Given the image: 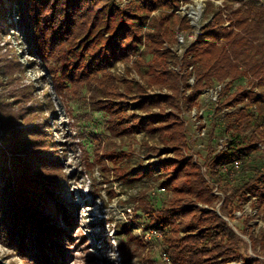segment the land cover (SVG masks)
Masks as SVG:
<instances>
[{
  "label": "trees",
  "instance_id": "trees-1",
  "mask_svg": "<svg viewBox=\"0 0 264 264\" xmlns=\"http://www.w3.org/2000/svg\"><path fill=\"white\" fill-rule=\"evenodd\" d=\"M222 1L220 8L212 0L205 2L208 21L184 54L183 68L193 66L196 78L189 96H186L190 89L189 74L181 75L171 69V64L178 62L172 49L178 42V33L192 31L188 19L175 13L182 0H130L124 6L115 0H32L28 10L34 27L32 38L39 46L36 54L56 55L57 51L69 47L70 60L74 62L71 69L77 61L80 65L75 77H87L83 80L85 85L92 79L99 83L103 107L116 118L117 125H128L123 123L128 119V105L120 103L119 99L131 98L130 101L136 102V109L146 113L156 108L174 109L167 114L162 112V117L151 114L145 125L139 119L132 126L123 127L120 135L139 131L148 137L160 138L175 152L182 147L191 150L180 117L182 108L198 106L197 98L202 91L226 83L214 125L217 126L222 109L234 108L217 129L219 135L233 139L230 149L214 155V148H209L204 162L206 175L193 159L188 164L179 159L166 163L165 168L175 170L174 173L169 171L165 182L172 186L175 200L170 202L169 208L151 206L144 210L151 226L163 233L164 251L170 264H227L241 258L246 245L224 217L232 221L235 213L253 197L258 200L254 207L264 220V151L256 148L259 143L264 145V0ZM157 12L159 16H152ZM144 54L152 57L150 77L170 94L147 95L148 88L153 86L147 76L149 85L145 86L129 78L115 79L108 72L118 63H129L144 76L141 71ZM106 81H114L113 87ZM32 93L28 91L23 102L32 100ZM27 130V138L17 133L14 136L7 133L0 138L2 199L10 196V203H18L25 213L32 202L47 201L45 196L54 194L52 187L46 188L50 183L42 172L57 166L52 157L30 151L35 149L31 144L38 140L43 142L44 131L38 125ZM37 132L38 139H32L30 136ZM215 137L211 130L210 139ZM237 161L240 171L232 176L230 171ZM38 171L41 174L36 175ZM11 180L13 186H7ZM214 185L227 195L222 201L221 216L214 210L217 201ZM8 188H11L10 193ZM197 203L212 209L202 213ZM36 208L35 205L29 211L35 214L33 224L40 228L42 221L37 215L44 217L45 214L33 213ZM57 208H63L62 204ZM183 231L184 236H180ZM251 242L252 250L264 257V230ZM51 256L46 259L50 261ZM242 258L246 259L245 264H264L263 259L249 254Z\"/></svg>",
  "mask_w": 264,
  "mask_h": 264
},
{
  "label": "rangeland",
  "instance_id": "rangeland-1",
  "mask_svg": "<svg viewBox=\"0 0 264 264\" xmlns=\"http://www.w3.org/2000/svg\"><path fill=\"white\" fill-rule=\"evenodd\" d=\"M115 1L124 6L130 0ZM206 1L182 0L181 8L175 11L176 16L182 17L201 7L197 27L183 34L185 44L173 46L180 56L208 21L204 11ZM31 3L32 0H0V16H3L0 17V138L7 133L23 134L27 138V129L34 125L44 131L43 142L31 144L35 149L30 151L50 156L57 164L49 172H42L50 183L46 188H53L54 194L48 193L47 201L32 202L26 210L29 213L36 205L33 213L45 214L37 215L42 221L39 228L33 224L35 214L25 213L18 203H10V196L3 200L0 192V264H170L166 260L163 233L151 226L144 210L151 206L170 207L175 194L165 182L169 171L175 170L165 165L178 159L188 164L192 158L186 157V147L180 146L175 152L168 143L143 132L119 133L139 119L145 125L151 114L162 117V112L167 114L174 109L156 108L146 113L137 110L131 98L119 99L128 105V119L123 122L128 125H117L116 118L103 107L99 83L100 87L92 79L85 85L83 80L87 77H75L80 65L77 61L71 69L74 62L70 60L69 47L56 55L36 54L39 46L32 38L34 27L28 11ZM215 3L217 8L223 6L222 0ZM151 60L149 54L143 55L141 71L145 77L129 63H118L108 72L115 79L129 78L145 86L153 84L147 90L149 96L170 94L150 77ZM106 84L113 87L114 81ZM28 91L33 92V98L23 102ZM202 108L204 117L209 118V107ZM214 126L207 123V135L203 139L195 138V130L188 128L191 146L194 153H199L201 165L209 148L215 149L219 141L218 127L214 129ZM211 130L216 134L214 139H210ZM38 135L30 137L35 140ZM207 181L210 183L209 178ZM13 184V180L11 184L7 182V186ZM161 188L166 190L159 191ZM10 191L8 188L7 192ZM213 194L217 198L214 210L221 216L222 201L227 195L216 194L214 190ZM58 204L63 208L58 209ZM196 206L202 213L212 209L203 203ZM224 219L244 241L243 256L249 254L264 260L261 253L251 248L252 238L264 230L262 215L253 203L248 201L232 221ZM184 234L185 231L180 236ZM50 254L53 256L49 261L46 258ZM242 257L227 264H245Z\"/></svg>",
  "mask_w": 264,
  "mask_h": 264
},
{
  "label": "built area",
  "instance_id": "built-area-1",
  "mask_svg": "<svg viewBox=\"0 0 264 264\" xmlns=\"http://www.w3.org/2000/svg\"><path fill=\"white\" fill-rule=\"evenodd\" d=\"M181 6L179 8H181ZM200 11H201V7L198 6V8L193 9L188 15H182V17H186L188 19L192 30L194 27H197V21L200 18ZM200 30L198 31V33L200 32ZM183 34L185 33H181V32L178 33L177 44H185V39H184ZM195 39L186 46L185 52L187 48L195 41ZM173 51L175 55L178 56V62L176 64H171V69L180 73L181 75L189 74L188 84L190 85V89L186 91V96H189L196 82L195 74L193 73V66H189L187 69H184L183 68V57H184L185 52L183 53L182 56H180L175 52L174 48H173ZM225 88H226V83L216 84L210 88H207L204 91H202L200 95H198V98H197V102L199 103L198 106L197 105L196 106H186L182 108L180 117L182 118V121L184 122V125L188 133V137H189V132H188L189 127H192L195 130L194 131L195 138L203 139L204 137H206L207 123L208 125L214 124L216 109L218 108L221 100L224 99ZM203 106L209 107L208 109H210L211 111L210 115L208 116L209 118L204 117L203 115L204 109L202 108ZM233 110L234 108L232 107L222 109L221 118L218 120V124L216 127L214 126V128L216 129L217 127L221 126L222 122L225 119V116L231 113ZM219 137H220L218 138L219 141L216 143V147L214 149L215 151L214 155L226 153L230 149V145L233 142V139L229 135H219ZM188 141L191 144L190 137ZM197 147L200 148L201 145H198ZM256 148H260L262 151H264V145L261 143L257 144ZM186 155H187L186 157H191L195 164H198L202 167V171L205 175L207 174V169L204 167V165H201L198 161V157H200L199 153H194L192 146H191V150H188V153ZM239 171H240V162L237 161L234 163L233 169L230 171V174L232 176H235L236 173H238ZM206 178L208 179L207 176ZM165 190H166L165 188L159 189V191H162V192H164ZM214 191L216 194L220 193L218 185H215ZM257 201H258L257 198L253 197L250 199L249 202L253 203L254 205L256 204ZM166 260L169 261L168 258Z\"/></svg>",
  "mask_w": 264,
  "mask_h": 264
}]
</instances>
